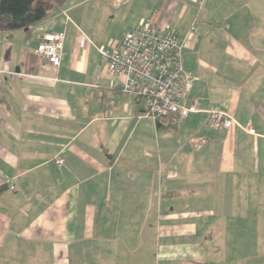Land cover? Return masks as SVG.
<instances>
[{
  "label": "crops",
  "instance_id": "1",
  "mask_svg": "<svg viewBox=\"0 0 264 264\" xmlns=\"http://www.w3.org/2000/svg\"><path fill=\"white\" fill-rule=\"evenodd\" d=\"M87 1L0 31V264H264V0H152L136 25L194 27L187 101L256 135L204 112L146 124L84 30ZM46 33L65 35L59 67Z\"/></svg>",
  "mask_w": 264,
  "mask_h": 264
},
{
  "label": "built area",
  "instance_id": "2",
  "mask_svg": "<svg viewBox=\"0 0 264 264\" xmlns=\"http://www.w3.org/2000/svg\"><path fill=\"white\" fill-rule=\"evenodd\" d=\"M194 30L192 27L190 33ZM190 33L179 37L165 33L158 25L144 22L135 31L126 33L123 40L112 47H102L99 52L108 72L121 79V91L143 102L147 115L155 122L184 119L204 112L210 126L216 130L228 131L239 126L256 135L254 129L242 127L227 112L201 110L198 98L187 101L193 73L184 68V53L191 46ZM64 41V33H46L37 52L50 65L59 67ZM57 164L62 166L64 160H58ZM10 189L15 191L16 187L10 184Z\"/></svg>",
  "mask_w": 264,
  "mask_h": 264
},
{
  "label": "rangeland",
  "instance_id": "3",
  "mask_svg": "<svg viewBox=\"0 0 264 264\" xmlns=\"http://www.w3.org/2000/svg\"><path fill=\"white\" fill-rule=\"evenodd\" d=\"M72 1L79 2L81 0ZM147 1L148 2L144 0H133L130 3H127V5H125L124 8L119 10L118 12L117 10L112 8L110 9V7H108V13H104L103 7L106 6L105 0H88L87 2H85L83 9H88V11L90 9V21L88 22L87 27H85L86 25H84V30L94 31V29H96L97 27L98 46L112 47L114 44L122 40L125 32L135 31L136 25L139 24L141 20H143L141 18H146L144 19L145 21L149 20L148 17H145L143 15L147 16V11H153L155 2L152 0ZM187 52L188 51H185L184 53V63H186V57L188 55ZM154 123L155 120L153 118L152 120L150 119L146 121V124H151V126L154 125ZM161 133V135H180L175 132ZM151 134L156 135L155 131H151ZM183 135H185V133Z\"/></svg>",
  "mask_w": 264,
  "mask_h": 264
},
{
  "label": "trees",
  "instance_id": "4",
  "mask_svg": "<svg viewBox=\"0 0 264 264\" xmlns=\"http://www.w3.org/2000/svg\"><path fill=\"white\" fill-rule=\"evenodd\" d=\"M67 2L68 0H0V31L30 28ZM156 125L158 128L163 127L160 121Z\"/></svg>",
  "mask_w": 264,
  "mask_h": 264
}]
</instances>
